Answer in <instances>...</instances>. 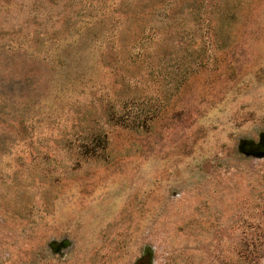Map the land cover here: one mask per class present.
<instances>
[{"label": "rangeland", "instance_id": "374dc122", "mask_svg": "<svg viewBox=\"0 0 264 264\" xmlns=\"http://www.w3.org/2000/svg\"><path fill=\"white\" fill-rule=\"evenodd\" d=\"M169 2L0 0V264H264V0Z\"/></svg>", "mask_w": 264, "mask_h": 264}, {"label": "trees", "instance_id": "16d2710c", "mask_svg": "<svg viewBox=\"0 0 264 264\" xmlns=\"http://www.w3.org/2000/svg\"><path fill=\"white\" fill-rule=\"evenodd\" d=\"M175 2V5L173 3ZM170 3V2H169ZM242 0H202V1H190L186 4L181 5L180 7L177 5L176 0H171V6L169 8V17L171 16L174 18V15L178 13L179 10L185 11V10H193V11H199V15L202 16L204 13V24L206 29V35L207 40L210 44L215 42L216 40V33L224 27L226 24L232 22L235 18L236 10L241 6ZM138 6V9L144 10L146 8L147 4L143 5L141 7L140 3L136 4ZM141 53H138V56H141ZM9 61V59H8ZM14 79L9 77L3 76L0 85L1 86H7L8 83L13 82ZM128 115L127 117H119L118 121L119 123L125 124L126 126H129L128 123L130 122L132 125L139 126L141 124V120L139 119L140 115ZM127 120H129L127 122ZM100 136H102L99 133ZM94 136V135H93ZM96 144L101 142L100 138L96 137L92 139ZM103 141V140H102ZM83 146L87 147V151L89 154H96L97 149H93L90 144H83Z\"/></svg>", "mask_w": 264, "mask_h": 264}, {"label": "water", "instance_id": "95a60500", "mask_svg": "<svg viewBox=\"0 0 264 264\" xmlns=\"http://www.w3.org/2000/svg\"><path fill=\"white\" fill-rule=\"evenodd\" d=\"M239 151L255 157H264V133L260 135V140L258 142L252 139H242L239 143ZM67 246V242H62L57 246L56 250L58 251Z\"/></svg>", "mask_w": 264, "mask_h": 264}]
</instances>
